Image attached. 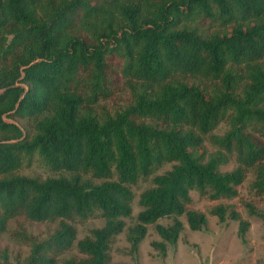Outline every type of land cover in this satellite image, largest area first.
I'll use <instances>...</instances> for the list:
<instances>
[{"label": "trees", "instance_id": "obj_1", "mask_svg": "<svg viewBox=\"0 0 264 264\" xmlns=\"http://www.w3.org/2000/svg\"><path fill=\"white\" fill-rule=\"evenodd\" d=\"M112 76L132 100L98 113ZM226 119L230 129L213 134ZM207 137L217 150L205 159ZM35 154L58 175L18 173ZM166 162L175 164L153 175ZM250 170L263 194L264 0H0V233L18 216L57 222L45 239L24 235L26 264H56L73 247L82 256L63 264H109L132 185L151 175L127 238L135 253L155 224L162 240L151 244L165 254L181 216L191 230L207 226L188 208L191 191L236 197ZM97 213L104 225L78 239L76 221ZM212 213L224 221L227 207ZM247 228L240 220L241 237Z\"/></svg>", "mask_w": 264, "mask_h": 264}, {"label": "rangeland", "instance_id": "obj_2", "mask_svg": "<svg viewBox=\"0 0 264 264\" xmlns=\"http://www.w3.org/2000/svg\"><path fill=\"white\" fill-rule=\"evenodd\" d=\"M207 31L210 32L212 29ZM105 87L110 92V96L96 105L98 113L103 111L114 113L131 102L132 93L126 80L112 76ZM202 87L205 88L204 85ZM14 121L26 132H33L26 120L17 118ZM229 129L230 123L226 119L218 125L213 134L222 136ZM216 150L217 147L207 137L202 147L198 149V153L207 159ZM174 164L175 162H166L159 166L153 175L170 170ZM236 165L233 158L229 163L221 165L220 170L229 171ZM18 173L41 179L58 175L50 170L45 160L38 154L25 157ZM153 175L140 179L132 185L134 193L132 216L125 218L126 224L123 231L113 237L109 249V264H264V193L258 194L252 187L255 180L253 170L247 172L244 182L237 187L236 197L212 200L208 195H202L196 190L191 191L192 201L188 208L206 215L208 223L205 229L191 230L185 216H181L184 228L177 242L167 243L166 253L162 254L151 244L152 241H161L162 238L157 233L155 224H149L146 236L139 244L137 252L133 253L127 238L128 229L135 224L136 216L141 210L139 204L141 192L153 186ZM217 205L227 207L228 214L224 221L212 213V209ZM231 210L240 215L239 220L229 215ZM240 220L248 222V228L243 237L239 234ZM172 221L173 219L169 217L158 220L163 225H169ZM104 223L105 220L99 213L86 220L76 221L78 239L89 235L91 229L101 227ZM56 228L57 222H37L25 216H18L11 220L8 229L0 233V264H26L31 248L25 241L24 235H31L42 240ZM81 256L77 248L73 247L59 255L56 264H63L66 258Z\"/></svg>", "mask_w": 264, "mask_h": 264}]
</instances>
